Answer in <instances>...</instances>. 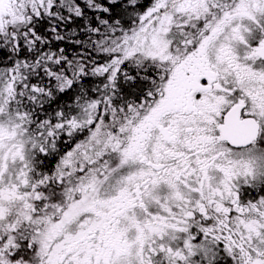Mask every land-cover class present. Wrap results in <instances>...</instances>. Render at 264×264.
<instances>
[{"label": "snow or ice", "instance_id": "6c2138e0", "mask_svg": "<svg viewBox=\"0 0 264 264\" xmlns=\"http://www.w3.org/2000/svg\"><path fill=\"white\" fill-rule=\"evenodd\" d=\"M0 264H264V0H0Z\"/></svg>", "mask_w": 264, "mask_h": 264}]
</instances>
